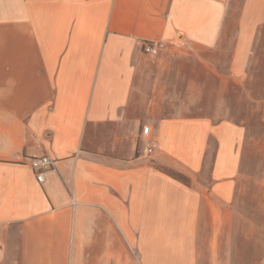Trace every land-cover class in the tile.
Wrapping results in <instances>:
<instances>
[{
    "label": "crops",
    "instance_id": "crops-1",
    "mask_svg": "<svg viewBox=\"0 0 264 264\" xmlns=\"http://www.w3.org/2000/svg\"><path fill=\"white\" fill-rule=\"evenodd\" d=\"M263 23L264 0H0V264H217Z\"/></svg>",
    "mask_w": 264,
    "mask_h": 264
},
{
    "label": "rangeland",
    "instance_id": "rangeland-1",
    "mask_svg": "<svg viewBox=\"0 0 264 264\" xmlns=\"http://www.w3.org/2000/svg\"><path fill=\"white\" fill-rule=\"evenodd\" d=\"M246 87L247 92L233 95L232 115L246 126L247 140L233 218L221 234L217 264H264V23L255 38Z\"/></svg>",
    "mask_w": 264,
    "mask_h": 264
},
{
    "label": "built area",
    "instance_id": "built-area-1",
    "mask_svg": "<svg viewBox=\"0 0 264 264\" xmlns=\"http://www.w3.org/2000/svg\"><path fill=\"white\" fill-rule=\"evenodd\" d=\"M166 47V43L159 40H147L143 43L144 53L153 57L159 56ZM141 136L145 139L146 156L154 155L159 148V144L157 139L152 136L151 127L143 126ZM31 165L36 173L38 182L43 183L46 172L53 168L54 162L49 156H41L33 158Z\"/></svg>",
    "mask_w": 264,
    "mask_h": 264
},
{
    "label": "trees",
    "instance_id": "trees-1",
    "mask_svg": "<svg viewBox=\"0 0 264 264\" xmlns=\"http://www.w3.org/2000/svg\"><path fill=\"white\" fill-rule=\"evenodd\" d=\"M171 175H172L173 177H175V178L181 180V181H185V182L187 181V179H186L183 175H181V174L171 173Z\"/></svg>",
    "mask_w": 264,
    "mask_h": 264
}]
</instances>
